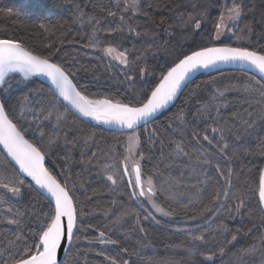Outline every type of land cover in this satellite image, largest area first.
Segmentation results:
<instances>
[{
	"label": "trees",
	"instance_id": "trees-1",
	"mask_svg": "<svg viewBox=\"0 0 264 264\" xmlns=\"http://www.w3.org/2000/svg\"><path fill=\"white\" fill-rule=\"evenodd\" d=\"M210 2L138 0L139 7L132 13L112 6L110 0H0V39L20 42L33 54L48 56L91 99L139 101L144 93L150 94L148 89L154 88L161 71L175 59L166 52L163 36L191 15L196 4L208 9L207 24L198 40L191 47L169 51L190 54L212 45L219 2L212 7ZM239 6L238 28L222 44L264 52V0L254 5L241 0ZM105 46L125 52L134 81L126 78L128 68L109 64L95 53ZM141 68L147 71L141 74ZM253 76L260 79L236 68L201 73L183 87L168 109L136 131L141 174L151 180L156 205L171 218L188 222L184 225L149 219L131 200L122 176L115 185L107 180L106 169H120L122 134L94 128L66 107L59 109L63 116L59 121L55 116L38 121L43 139L36 124L21 121L25 138L45 148L46 169L74 192L78 231L61 264H103L106 260L115 264H264V243L259 239L264 236V217L257 202L264 163V119L254 118L246 129L242 121L233 120L237 113L247 118L257 108L255 104L249 107L240 90ZM18 79L16 75L13 81ZM38 92L50 94L46 86L30 78L0 90V99L11 111L24 97L34 99ZM213 95L218 97L216 107L208 115L200 114L198 109ZM25 110L30 121L31 110L27 106ZM213 128L224 129L223 140ZM205 135L214 137L212 144L203 139ZM225 143L227 148H223ZM177 144L186 154H176ZM201 152L210 163L203 162ZM217 165L225 174L231 173L227 182L216 171ZM0 167L13 168L1 152ZM225 191L235 195L225 197ZM237 196L244 201L239 211ZM50 206L26 182L17 199L3 196L0 264L35 254L42 214ZM17 210L22 223L9 224ZM101 231L116 241V247L89 244ZM193 235L203 239L194 241ZM253 245L257 251L245 254Z\"/></svg>",
	"mask_w": 264,
	"mask_h": 264
},
{
	"label": "snow or ice",
	"instance_id": "snow-or-ice-1",
	"mask_svg": "<svg viewBox=\"0 0 264 264\" xmlns=\"http://www.w3.org/2000/svg\"><path fill=\"white\" fill-rule=\"evenodd\" d=\"M138 7V0H132L130 8L135 11ZM229 13L228 18L232 21H237L241 16L242 9L238 4L234 3L233 7L229 9ZM41 27L44 26L41 25ZM195 27L199 28L200 24L197 23ZM222 27L223 25H217V35H219V30ZM104 52L109 56L116 53L114 58L119 59L120 63L129 69L126 73V78L129 81H134L131 65L125 52L117 53V50L113 47H107ZM169 55H175V59L161 71L154 90L148 89L150 96L144 93L143 99L139 101L121 102L114 98H89L88 95L82 94L83 90H77V85L69 78V74H66V71L56 62H50L48 56L33 54L32 50H29L20 42L0 39V90L7 91L11 88L12 81L16 79L15 74L22 75L24 81L33 76H44L54 86V90H49L50 94L38 92L34 99L31 96L24 97L11 111L8 103L0 99V145L6 151L7 157H10L11 161L18 165V170L0 167V188L14 185L10 189L11 192L19 194L21 188L25 185L24 177H30L31 181H34L40 190L54 200V208L50 206L49 211L42 214L41 234L38 237L40 249L37 250L35 255H31L28 258L20 257L15 259L13 264H58V249L61 247L62 241L72 242L76 238V232L78 231L76 226L79 219L78 209L74 203L73 190L69 188L67 182L59 181L44 167L47 152L39 142H29L25 138L26 127L25 124H21V121H25L29 126L36 124V130L40 132L43 139L42 123H38V121L49 120L52 116H55L56 120L59 121L63 118L59 109L70 105L71 108L69 110L74 109L75 113H79L83 117H89L104 125L118 126L122 132L128 130L129 157L125 158L127 162L131 158L135 146L139 144V138L136 136L137 128L141 124L148 123L154 114L168 106L176 98L190 74L198 69H208L219 64L238 63L241 66H251L259 72L261 77H264V52L250 50L248 47L240 45L223 47L203 45L199 50H193L191 54L185 52L175 54L173 51ZM140 71L143 74L147 69L141 68ZM240 90L244 93L245 101L249 107L253 104L257 105L255 111L248 112L247 118L239 113L233 117L234 121H242L246 129L252 125L254 118L264 119V79H257L254 76L250 77L248 81L243 83V87ZM219 95L223 96V93L221 92ZM217 99L218 97L213 95L208 102L198 109V112L202 115L210 114L213 108L216 107ZM28 101H31V103L29 104ZM62 101L67 103L63 104ZM25 106L31 110L30 121L28 119L29 112L25 110ZM218 130L221 133V140H223L224 129H212L214 133ZM203 139L212 144L214 137L210 139L208 135H205ZM227 147L228 145L225 143L223 148ZM175 151L177 155L185 153L184 148L180 144L176 145ZM200 156L203 157L204 163H210V158L206 153L201 152ZM105 171L107 180L114 185L117 184L119 168L113 166L110 172L108 169ZM132 171L135 172V183H129L135 189L141 186V169L139 163L135 160L132 161ZM216 171L225 178L226 182L230 179L231 173L225 174L219 165L216 166ZM123 174L130 173L125 171ZM114 176L117 178L114 179ZM148 182L151 185L150 179ZM149 191H151V188ZM223 194L225 197L235 195V193L229 191H225ZM132 195H135V192ZM144 195L145 192L141 190L139 196ZM219 195L220 193H217V199H219ZM258 197L259 204L264 206V172L259 175ZM237 200L238 207L236 210L239 211V208L244 206V201L241 196H237ZM153 207L157 212H161L165 216L170 215V213L165 212L154 202ZM262 211H264V207H262ZM21 216L22 213L17 210L14 218L9 219L8 223L21 224ZM99 236L98 242L100 243H116L114 240H104L105 233L103 231L100 232ZM192 239L194 241L202 240L203 237L193 235ZM235 239L236 236L233 235L232 240ZM259 239L264 243V236L259 237ZM256 251L257 248L253 245L251 249L245 251V254H254ZM112 264H115V261ZM122 264H127V262L123 261ZM167 264H175V262L168 261Z\"/></svg>",
	"mask_w": 264,
	"mask_h": 264
},
{
	"label": "rangeland",
	"instance_id": "rangeland-1",
	"mask_svg": "<svg viewBox=\"0 0 264 264\" xmlns=\"http://www.w3.org/2000/svg\"><path fill=\"white\" fill-rule=\"evenodd\" d=\"M110 1H111L112 6L120 8L122 10H126V11L128 10L132 13H134L137 10L136 9L134 11L132 8H130V4L132 3V0H110ZM240 1L241 0H211V2H210L211 7L215 4V2H219V5H220V6L218 5L219 11H218V16H217L215 27H214L215 29L212 33V38H211L212 45L211 46H217V45L226 46V45H223L222 43L228 37L233 35V33L237 30L241 16H240L239 20H237V21H232L228 17L230 15L229 9H231L233 7L234 3L239 5ZM250 1L254 5V4L260 3L262 0H250ZM193 8H194V11L191 13V15H189L187 18H185L182 23H179L177 27L170 29L163 36V39H162L163 42L162 43H164L165 46L167 47V49H166V47H165V49H166V52L168 54L170 52L169 51L170 48H172V47L182 49L185 46L191 47L192 45H194L196 43V41L198 40L199 34L202 33L205 25L207 24L208 9H205V7H204V9H199V8H197V4L194 5ZM197 23L200 24L199 28L195 27V25ZM217 25H223V27L220 28V30H219V35H217ZM107 47H111V46H105V47L101 48L100 50H98V52H95V53L98 54L99 56H101L102 58H104V60L106 62H108L109 64L111 63V64L116 65L117 67L124 68L125 65L121 64L119 59L114 58L116 56V53H113V55H111V56L105 54L104 49H106ZM118 52L119 51H117V53ZM15 76H16V74H15ZM17 76L19 77V79H18V81H12L11 88L19 82H25L23 80L22 76H20V75H17ZM11 88H9V89H11ZM120 134L123 135V139H122V146H121V159H120V169H119L121 172L118 173V176H119V178H120V176H122L124 178L127 189H128L129 196H130L131 200L133 201V203L135 204V206L137 208L142 209L141 211H143L145 213V215L151 220L161 218L162 220H165L169 223H172L173 226L184 225L185 223H188V222H185L183 220L174 219L173 217L171 218L170 215L165 216L161 212L156 211V209L153 207V202L156 204L155 199H154V193L152 191L151 185H149V182H148L149 179L147 177L142 176V174H141V186H140L139 190L137 188L134 189L133 187L130 186L129 182H131V184L135 183L134 173L132 171V161L135 160L136 162H138L140 165V168H141V156H140L139 150H138L139 144L135 146L131 158L128 159L126 162L125 158L129 157V152H128V135H129V133H125V134L120 133ZM136 136L138 137L137 132H136ZM263 165H264V163H263ZM263 165H262V167H263ZM261 170H262V168H261ZM261 170H260V173H261ZM125 171H127L130 174H123V173H125ZM258 181H259V178H258ZM150 188H151V191H149ZM10 189H11L10 187L0 188V204L2 203L3 196L4 197H10L13 199H17L20 196V193L19 194H13ZM141 190H143L145 192L144 196H139V192ZM133 192H135V195H132ZM257 193H258V185H257ZM257 202H258V198H257ZM258 207H259V204H258ZM259 211L261 212V214L264 217V214L262 213L260 208H259ZM219 212H220V210L218 211V213ZM216 215H214L211 219H209L207 221V223L211 222V220L214 217H216ZM141 221H143V220L141 219ZM195 228H197V227H192L189 229H195ZM99 234L100 233H97L96 237H94L93 240L91 242H89V244L91 246H93V247L94 246H99V247L108 246V248L109 247L113 248L115 246V244L98 242L100 239ZM103 239L106 241L111 240L105 236L103 237ZM38 249H40L39 245H38ZM37 250H36V252H37ZM36 252H35V254H36ZM35 254H33V255H35ZM104 263L105 264H112V262L109 260L104 261Z\"/></svg>",
	"mask_w": 264,
	"mask_h": 264
},
{
	"label": "water",
	"instance_id": "water-1",
	"mask_svg": "<svg viewBox=\"0 0 264 264\" xmlns=\"http://www.w3.org/2000/svg\"><path fill=\"white\" fill-rule=\"evenodd\" d=\"M10 41V40H9ZM13 42V41H11ZM216 47H223V46H219L217 45ZM191 54V53H190ZM216 69L214 70H217V69H222V68H236V69H242V70H246V71H249L251 73H253L254 75H256L257 77H259L260 79H262L260 76H259V72L255 69H253L251 66H241L240 64L236 63V64H219L218 66L214 67ZM214 70H210V71H205L203 68H200L198 69L197 71H195L194 73L190 74V77L188 78L187 82L182 85L180 91L183 89V87L190 81L192 80L194 77H196L197 75L201 74V73H207V72H211V71H214ZM30 78H33L35 79L36 81H38L39 83L43 84L44 86H46L49 90H54V86L51 85V82L44 76H33V77H30ZM157 85V84H156ZM155 88V87H154ZM153 88V90H154ZM179 91V93H180ZM178 93V95H179ZM177 95V96H178ZM150 96V94H149ZM177 98V97H176ZM146 102V101H145ZM63 104H66L67 102H63ZM68 110L71 108V106H67L66 107ZM167 109V108H166ZM166 109H161L159 112H157L156 114L153 115V117L150 118V120L148 121V123H150L151 121H153L156 117H158V115L160 113H162L163 111H165ZM75 117H77L79 120H81L82 122L94 127V128H98V129H103L105 131H110V132H114V133H129L128 130L126 131H121L119 130L118 126H109V125H104V124H101V123H98L94 120H92L91 118L89 117H83L81 114L79 113H75V110L74 109H71L69 110ZM148 123L146 124H141L137 129L147 125ZM0 152L2 153V155L4 156V158L8 161V163L15 169L18 170V165H15V162L14 161H11V158L10 157H7V153L6 151L3 149V146L0 145ZM45 161L46 159L44 160V167H45ZM46 168V167H45ZM261 172H264V165L262 167V170ZM134 173V178H135V172ZM22 175V174H21ZM25 181L31 185V187L36 191L38 192L40 195L43 196L44 199H46L52 206V208H54V200H52V198L50 196H47V194L45 192H43L42 190H40L38 188V186L35 185L34 181H31V178L30 177H24ZM259 182V181H258ZM138 190L140 189V187L137 188ZM47 196V198H45ZM257 198H258V201H259V197H258V193H257ZM259 204V202H258ZM262 207L264 206H261L259 204V208L260 210L262 211ZM262 213L264 214V211H262ZM75 231V229H74ZM71 245V242H65V241H62L61 243V247L58 249V253H57V260H58V264H61L62 260L64 259L69 247Z\"/></svg>",
	"mask_w": 264,
	"mask_h": 264
},
{
	"label": "bare ground",
	"instance_id": "bare-ground-1",
	"mask_svg": "<svg viewBox=\"0 0 264 264\" xmlns=\"http://www.w3.org/2000/svg\"><path fill=\"white\" fill-rule=\"evenodd\" d=\"M214 69H216V68H214V67H212V68H208V69H204L205 71H210V70H214ZM223 69V68H222ZM16 75H20V74H16ZM20 76H22V75H20ZM259 76H260V74H259ZM261 77V76H260ZM262 79H264V77H261ZM179 93V92H178ZM178 95V94H177ZM177 97V96H176ZM176 99V98H175ZM175 99L173 100V101H171L169 104H168V106H166L165 108H163V109H166V108H168L170 105H172L173 103H174V101H175ZM39 247H40V245H39Z\"/></svg>",
	"mask_w": 264,
	"mask_h": 264
}]
</instances>
